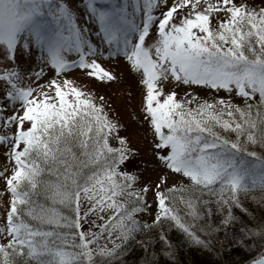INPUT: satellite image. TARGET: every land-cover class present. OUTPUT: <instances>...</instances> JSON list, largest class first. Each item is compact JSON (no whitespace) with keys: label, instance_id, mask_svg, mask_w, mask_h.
Here are the masks:
<instances>
[{"label":"snow or ice","instance_id":"snow-or-ice-1","mask_svg":"<svg viewBox=\"0 0 264 264\" xmlns=\"http://www.w3.org/2000/svg\"><path fill=\"white\" fill-rule=\"evenodd\" d=\"M125 71L140 143L96 90ZM0 148V264H121L130 244L156 264L171 230L210 249L237 209L232 242L264 264L243 202L264 205V0H0Z\"/></svg>","mask_w":264,"mask_h":264},{"label":"trees","instance_id":"trees-1","mask_svg":"<svg viewBox=\"0 0 264 264\" xmlns=\"http://www.w3.org/2000/svg\"><path fill=\"white\" fill-rule=\"evenodd\" d=\"M243 202L251 213L248 219L254 220L257 224L264 220V205L254 203L251 200H244ZM235 214L238 217L237 222L229 225L226 229L221 228L218 233L214 234L211 238L213 246L210 249L185 244L181 234L175 229L171 230L169 236L175 246V257L169 258L159 255L156 264H169L172 259H174V264H245L251 253L232 242L233 234H236L237 229L241 227L239 218H243L244 213L237 209ZM137 239H142V237L138 236ZM155 248L160 251L162 244L157 241ZM143 256L144 253L140 245L130 244L129 254L121 259V264H138V260Z\"/></svg>","mask_w":264,"mask_h":264},{"label":"rangeland","instance_id":"rangeland-1","mask_svg":"<svg viewBox=\"0 0 264 264\" xmlns=\"http://www.w3.org/2000/svg\"><path fill=\"white\" fill-rule=\"evenodd\" d=\"M76 2L81 6V11H83L84 0H76ZM123 67L124 65L121 61L116 65L115 71L119 73L123 69ZM96 90L98 92H105L106 94L109 90H111L120 97L118 110L120 112L121 118L126 123H128V131L133 142L140 143L143 135V129H141L136 122L130 121L128 119L129 113L139 106L141 100V87L136 83L135 79L129 76L125 71L123 83L114 85L99 84L97 85ZM179 91L180 90L178 89V92ZM0 152H3L2 148H0ZM4 165L5 157L3 155H0V167H3ZM8 167L10 170L12 165L8 164ZM157 175L158 169L150 167L147 171H143L142 179L154 181ZM3 188L4 182L3 180H0V189ZM149 198L151 199V193H149ZM0 211H2V205H0Z\"/></svg>","mask_w":264,"mask_h":264}]
</instances>
